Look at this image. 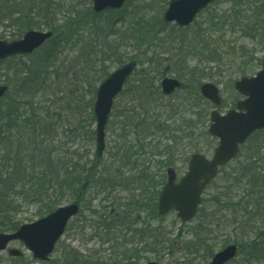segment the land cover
<instances>
[{
  "label": "trees",
  "instance_id": "1",
  "mask_svg": "<svg viewBox=\"0 0 264 264\" xmlns=\"http://www.w3.org/2000/svg\"><path fill=\"white\" fill-rule=\"evenodd\" d=\"M2 1L0 24L9 20L11 26L16 27L13 39L22 37L31 29L53 32V36L37 50L40 51L37 60L29 62L25 59L28 56H15L0 61V64L5 65L0 81L10 87L5 98L0 101V225L3 231L10 232L24 223L21 219H6L8 214L22 208V203L17 201L20 198L21 202L39 205V215L43 216L62 205L70 196L83 204L86 195L96 187L102 190L113 184L114 180L121 179L120 175L105 179L106 173H99L101 159L90 150V146L85 145L81 152L70 151L66 146L79 138L91 144L95 136L93 105L96 84L108 74L99 64L103 63V57L116 55L128 42L134 47L133 51H138L148 40L149 30L144 29L143 25L117 27L113 22L103 26L81 25L86 16H82L74 7L67 9L64 24L59 25L56 8L48 2L39 5L38 10L33 5V12H24L13 3L15 0ZM232 1L229 12L214 14V17L208 15V12H213V6L208 7L203 12L208 25H197V21L192 25L194 33L191 36L193 38L188 40L189 51L198 48L202 50L201 55L207 52L205 56L218 64L209 69L206 66H190L184 55L187 67L178 66L177 73L180 78L191 80L197 93L203 80L219 82L221 77L228 76L219 69L226 59L232 64L238 62L237 72L242 75L254 67V56L247 58L251 51L248 46L235 41L237 37L227 41L222 39L227 34L237 35L243 25H246L244 28L248 36L253 37L256 32L258 36L264 37V0H246L244 5L241 2L245 0ZM90 14L93 17L100 15L94 11ZM143 20L142 15L135 24ZM163 24L164 27L171 26ZM172 26L179 32L190 29ZM216 34L219 38L213 37ZM124 36H128V42ZM168 36H171V32ZM187 38L188 34L175 38L173 41L177 43L174 51L179 49L184 53ZM68 47L73 50L71 56L65 53ZM137 54L126 53L127 61L138 59ZM256 60L260 65L261 60ZM125 62L124 59L119 60L120 64ZM96 66L99 67L98 73L92 72ZM135 91L142 98L146 97L145 100L151 94L158 93L154 86L148 87L143 82L138 84ZM21 105H25L27 114H20ZM188 111L183 109L182 114ZM145 113L143 109L141 115H134L132 121L127 119L122 122L125 134L133 135L132 141L140 152H145L148 145L145 141L148 136L154 135L155 130L164 134L174 131L169 118L159 115L153 122L154 115L148 119L145 118L148 113ZM129 126L131 129H128ZM147 133L149 135L146 136ZM133 146L129 145L125 155L136 153ZM156 162L159 169L153 176L146 169V173L143 171L138 178L145 181L153 179L158 195L159 188L165 183L164 171L169 159ZM192 222L191 245L194 251H203L207 256H212L216 247L213 241L221 237L223 232L226 236L222 241L223 246L229 243L239 246L234 260L240 258L238 261L242 264H264V130L255 132L242 146L238 157L220 169Z\"/></svg>",
  "mask_w": 264,
  "mask_h": 264
},
{
  "label": "rangeland",
  "instance_id": "2",
  "mask_svg": "<svg viewBox=\"0 0 264 264\" xmlns=\"http://www.w3.org/2000/svg\"><path fill=\"white\" fill-rule=\"evenodd\" d=\"M43 2H48L56 8L55 13L59 25L64 24L67 9L74 7L82 16H86L81 25L103 26L109 25L108 22L115 23L117 27L120 25H122L121 27L123 25H143L144 29L149 30V36L145 45L139 47L138 51L132 50L134 47L128 42V36H124L131 48L128 45L121 47L116 55H106L102 59L103 63H99L102 70L106 69L110 73L121 65L119 60L127 61L126 53L135 54L138 52V67L122 93L116 98L106 129V151L100 158L99 173L101 175L106 173L105 179L116 175H120L121 179L114 180L113 184L103 187L102 190L96 187L86 195V200L83 204L81 203L80 214L70 221L66 232L48 260L34 258L32 252L23 242L14 240L6 250L0 251V264H145L149 260H156L159 264H207L213 255L207 256L203 251L196 252L191 245L193 222L182 224L175 211L160 217L157 213L154 180L145 181L138 177L143 174V171L146 173V169L153 176L154 172L159 169V164L156 162L159 159H169V165L164 171L165 177L166 170L170 166L176 168L178 177H180L187 170L188 158L193 152L199 151L208 157L212 156L218 140L208 133L210 113L215 108L221 113H225L235 107L236 102L242 98L234 88V82L243 76L237 72L239 63L232 64L226 59L224 63L220 64L219 69L222 74L228 76L221 77L219 82L216 80L201 82L211 81L220 88L223 101L219 107H215L204 99L200 92H195L191 80L185 77L180 78L177 73L178 66L187 67L184 55L190 66L197 65L201 68L206 66V69H209L218 64L205 56L207 52H203L204 55H201L202 50L199 51L198 48L196 51L192 48L189 51L188 40L193 38L191 36L194 33L192 26L189 27V30L180 32L175 27L173 28L172 25H175L173 23L167 24L171 26L164 27L163 14L167 8L168 0H132L118 13L106 11L96 17L90 14L93 11L91 0H15L13 3L17 4V8H22L24 12H33L35 10L32 9L33 5H36L38 10V6ZM245 2L246 0L241 4L244 5ZM212 6L213 12H208V15L214 17V14L229 12L233 1L215 0ZM36 14L35 12L34 15ZM142 15L144 20L140 24H135ZM200 15L202 16L198 17L197 25H208L205 19L206 14L201 13ZM11 25L9 20H4V23L0 24V38L13 39L16 27ZM244 27L246 25L240 27V32L237 35L227 34L222 41L237 37L235 41L238 40L243 46L249 47L251 51L247 58L254 56L252 57L254 67H252V71L244 75L251 76L261 68V64L256 63V59L264 58V37L258 36L256 32L253 37L248 36ZM170 32L171 36H168ZM184 34L189 36L184 53L179 49L174 51L177 42L173 40L179 36L183 37ZM213 37L219 38L217 34ZM113 38L114 36L111 37V39ZM65 53L71 56L72 48L68 47ZM39 56L40 51H36L25 59L30 62L33 59L37 60ZM105 59L106 61H104ZM4 67L5 65L0 64L1 69ZM99 67L96 66L92 72L98 73ZM1 69L0 75L3 74V69ZM165 76L176 77L182 82L180 88L171 96H165L161 91L160 82ZM102 80L97 82L96 88ZM140 82L148 87L154 86L158 93L151 94L149 99L145 100L146 97L142 98L135 91ZM0 83L3 82L0 81ZM182 104L183 107H181ZM21 106L20 114H27L25 105ZM143 109L149 116H145V118L149 119L154 115L153 122L159 115H162V118H169V124L172 125L171 129L174 131L171 134H164L155 130L154 135L148 136L145 141L148 144L144 149L145 152H140L132 141L133 135L125 134L122 122L127 119L132 121L134 115H141ZM183 109L189 111L183 115ZM173 120H177V122L174 123ZM128 129H131L130 126ZM91 144L89 141L79 138L70 142L66 148L68 147L70 151L81 152L82 148L88 145L94 152L95 136ZM131 144L134 145L132 148L136 150V153L125 155ZM195 144L198 145L194 148ZM17 201L22 203V208L8 214L7 220L21 219L24 223H31L41 217L39 205L21 202V198ZM73 201H75V197L70 196L63 201L62 205ZM0 232H6L2 230L1 225ZM222 234L221 237L215 238L213 241L216 245L213 254L224 247L222 241L226 236L225 233L222 232ZM9 249H18L22 254L10 255ZM238 259L240 258L229 264H242Z\"/></svg>",
  "mask_w": 264,
  "mask_h": 264
},
{
  "label": "water",
  "instance_id": "3",
  "mask_svg": "<svg viewBox=\"0 0 264 264\" xmlns=\"http://www.w3.org/2000/svg\"><path fill=\"white\" fill-rule=\"evenodd\" d=\"M93 9L102 12L108 9H120L127 0H91ZM214 0H169L163 15L167 23H176L180 27L191 25L197 15L213 3ZM52 31L28 30L22 38L7 41L0 39V60L16 55H28L42 46L51 36ZM137 61H130L110 73L99 85L94 114L96 117V143L99 155L105 149V129L109 120L115 97L122 91L127 78L133 73ZM166 95L172 94L181 86V82L166 77L161 82ZM234 86L245 96L237 102V108L221 114L211 112L209 132L219 138V143L211 159L201 153H193L189 158L188 170L179 180L174 168L167 170V181L160 191L158 213L165 216L172 210L182 222L191 221L197 214L202 202L203 192L217 176L219 168L234 159L247 139L257 130L264 129V59L262 69L254 76H243ZM8 91L7 85H0V99ZM200 92L216 105L222 103L220 90L212 82H205ZM80 206L73 202L60 206L44 217L23 224L13 233H0V251L7 248L13 240L22 241L32 251L33 256L47 260L56 243L63 235L69 221L78 214ZM10 254L20 255L17 249H10ZM238 252L236 244H230L218 251L209 264H227ZM146 264H158L149 261Z\"/></svg>",
  "mask_w": 264,
  "mask_h": 264
}]
</instances>
